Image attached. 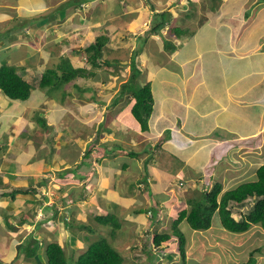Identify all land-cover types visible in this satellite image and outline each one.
I'll return each mask as SVG.
<instances>
[{
	"label": "rangeland",
	"instance_id": "obj_1",
	"mask_svg": "<svg viewBox=\"0 0 264 264\" xmlns=\"http://www.w3.org/2000/svg\"><path fill=\"white\" fill-rule=\"evenodd\" d=\"M72 1L44 0L41 6L36 5L39 0H0V40L3 41V44L7 42L5 45L2 44L0 50L3 52L0 54L7 56L8 64H13L18 68L25 66V74L19 69L17 73L21 74L27 81L30 80V75L34 74L30 63L37 66L47 60V64H50L51 61L53 62L52 65H54L57 57L65 54L70 60L76 63L81 62L82 65L88 67L85 63L84 51L77 56L75 50L84 49L88 41L93 42L99 35H107L110 37L109 41L111 39L112 45L120 46L119 38L126 35L125 33L128 31H136L135 27L139 26V24L144 26V24L138 23V25L133 27V30L129 26V30L124 33H114L115 29L109 23L104 24L103 22L93 21L97 18L95 15H100V11L105 13L104 4L106 0H93L84 6H73L70 4L66 7V4L72 3ZM49 4L58 6L51 18H57V20L59 19V21L65 23L71 20L70 26H74L73 29L62 31V27L67 26V24L58 22L57 26H54L55 23H48L45 26L27 29L25 32L13 33V23H10V21L14 17L19 20L18 24L20 26L21 22L27 23L26 20H32L41 15ZM62 4L65 8L61 7ZM259 8L261 7H256L255 9L258 10ZM107 13L109 12L107 11ZM82 20L86 21L84 23L85 26H83ZM10 28L11 31L9 32ZM57 28L61 29V32H50V30ZM84 28L87 29L88 33L82 30ZM258 28V26H253L254 30ZM12 33L13 35H11ZM186 33L189 32L187 31ZM16 34L17 36H15ZM73 35H78L79 38L75 39ZM11 36H14L15 40ZM67 38L69 41L68 45L63 40ZM121 46L123 48L128 47L127 45ZM115 48L113 46L103 48V58L119 59V52L115 51ZM127 57L129 55H125V59ZM138 58L140 66L146 67L148 65L146 62L148 57L145 53L138 55ZM30 59L32 60L29 62ZM121 62L125 63V60H121ZM166 64L165 61L164 64L161 62L160 65H156V61H153V68L158 73L165 68ZM113 69L116 72V76L112 74ZM148 69H150L149 66ZM108 70L110 71L98 72L93 79H80L76 82L80 88H93L92 92H83V98L79 97V91L71 87L68 89L71 95L69 98H57L60 103L63 100L69 106L62 114L60 112L63 110L57 105L59 103L57 100L43 101L38 96V93L33 92L34 90H32L26 102L9 103L8 100L0 101V133L2 132V136L8 140L14 141L9 144L8 151L2 157L5 161L13 163V169L16 172L10 171V173H15L16 176L34 175L36 178H33L35 182L40 180L41 177H48L47 188H40L41 193H45L49 197L48 204L53 203L54 205L55 198H59V196L61 198L66 197L67 200L70 199L72 201V217L78 223L83 222L87 225L89 223L92 225L90 218L101 209L114 212L121 226L115 230L111 238H108L109 241L124 256L128 257L130 255L132 257V253L138 252L137 255H141L142 260H145V255L141 252L143 240L151 238L148 235L146 236L145 231L149 230L152 232L156 230L158 231L157 233L167 232L170 235L172 234L170 223L176 217L177 211L188 207L186 203L188 197H196L198 195L195 193L196 187L193 184L196 179H189V181L183 182L182 187H186V190L181 192L177 187H179V179L182 178L183 174L180 173V175L178 173L180 166L176 157L175 159L170 158L168 169H165L166 166L158 162L163 157V154L159 148H156V145L162 139L168 138L162 142V147L168 153L172 155L178 154L176 147L179 144V137L182 132L176 130L172 125H178L180 119L167 113V120H162L164 114L161 107L164 104L162 103L159 109L160 103L156 101L153 115L151 120L149 119V131L141 132L138 124L129 113L127 103L125 104L123 100H120L114 106L109 107L112 98L118 92L120 84L124 82L128 73L124 69H122L123 73L119 72L121 70L119 66L116 69L115 67L108 68ZM149 71L151 75L152 70ZM157 73H153L154 77ZM148 80H150L149 77ZM62 91L60 90L58 93L60 94ZM92 96H95V100L92 99ZM126 97L130 100L129 95H126ZM35 112L43 114L47 129L39 127V122L35 121L37 116L34 117ZM171 118L175 119V124H171L169 121ZM239 121L235 120L233 123L234 127L239 128L240 126L243 132H249L250 129L246 125V120L242 119L241 122ZM101 124L106 129H109V132L100 131L97 142L92 144L94 137H96L94 135ZM69 138H74L73 145L67 141ZM201 140L198 141L201 146L196 152L197 155L204 149L205 143L203 144ZM239 141L240 138L235 139V143ZM88 142L91 144L90 147H92L89 156L91 163L89 162L90 166L86 170L89 169L90 171V178L94 182L93 185L96 186L95 191L93 189L88 190V185L85 189L82 188V185L88 182V179L78 182L70 181L74 178V175H71L68 182L61 180L59 182L55 174L61 168L59 163H56L59 158H63L62 160L65 164L66 162L69 163L64 165L65 167L77 165ZM3 144L0 142V146ZM51 144L55 148L53 154H51L50 150ZM114 144L119 145L121 149L116 148L113 151V156L106 154L105 149L112 148ZM212 148L213 150H211L207 158L204 157L202 159V156L198 155L193 160L194 164H197L198 169L200 168L198 163L203 161V175L201 174L203 182L199 184L202 183L211 187L216 181L221 180L223 184L221 193L228 190V187L234 188L242 182L255 180L256 169L264 164V146L262 145L261 150L241 149L239 153L230 157V163L227 160L224 162L220 159L224 157L219 153L220 151L222 152V149L224 150L223 147ZM151 149L153 150L152 152ZM72 150L75 155L70 158L68 156L72 155ZM130 151L135 152L137 156H129L128 152ZM50 154L51 157L48 158ZM22 156L27 157L26 159L34 156V163L20 172L19 162H22ZM149 156L151 159H149ZM218 159L220 161L216 163ZM36 161L39 162L37 163ZM124 163L126 166L125 170L122 171L121 168ZM180 168L186 169L184 166ZM211 169L213 173L210 174ZM2 170L5 169L0 166V171ZM177 170L178 172L174 174ZM70 171L72 172V169ZM229 175L232 176V182L227 183L226 178ZM143 178H145L146 184L140 181ZM106 180L107 184L104 183ZM139 181L141 183H138ZM133 183H136L135 187L132 186ZM156 184L160 185L162 189L157 190ZM146 186L149 188L148 191L145 190ZM187 189L189 190L187 191ZM80 194L83 195V199H78ZM108 194H113V196L109 195L111 196L109 198ZM29 201H32V198L24 202L28 203ZM59 204L58 207H60ZM31 205L25 204L21 214L25 213L29 217L32 208H36V206L34 207L36 202L33 201ZM152 205L158 209V223L156 222L153 226L149 224L151 218H149L148 213V207ZM137 209L147 212L146 214H135L134 211ZM4 210L13 213L11 208ZM44 210L45 212L49 211L47 208H44ZM233 216L237 217L235 214ZM3 225V221L0 219V260L2 264H33L30 259H24V251L19 254L18 259L10 263L15 256V245L25 237L26 233L32 232L33 227L22 226L18 229L17 235L13 237L4 229ZM108 231L107 226L100 227L98 225L95 233H85V230L83 233L87 234L90 240H96L100 234L105 236ZM178 232L183 235L185 240L186 264H245L251 257L255 260L254 264H264V231L260 226L252 225L243 233L233 234L221 227L215 215L212 218L210 228L206 231H193L184 221L178 225ZM79 233L81 234V232ZM33 235L38 239L44 237L48 240L47 242L55 239L65 247V243H67V245L69 244L73 247V250L83 249L85 246V242L79 243L76 237L71 236L66 231L62 226V222L55 224L54 228L47 224L43 225L40 229L35 230ZM175 238L172 236L171 240L163 242L161 246L166 252L176 253L174 258L170 261V258L167 257L166 259L162 256L159 260H155L154 264H157V262L158 264L181 263L177 239ZM42 249L44 250V247L41 246L39 254H41L40 259L42 260L36 261L37 264H47L43 257ZM160 260L164 262L161 263Z\"/></svg>",
	"mask_w": 264,
	"mask_h": 264
},
{
	"label": "crops",
	"instance_id": "obj_2",
	"mask_svg": "<svg viewBox=\"0 0 264 264\" xmlns=\"http://www.w3.org/2000/svg\"><path fill=\"white\" fill-rule=\"evenodd\" d=\"M91 1L93 0L85 2L73 0L72 3L66 4V7L70 4L84 6ZM41 4H43L41 1L36 3ZM256 7L261 8L256 10ZM104 8L105 13L100 11V15H95L97 18L93 21L109 23L114 27V33H124L129 30V26L133 30L138 23L144 24V26L139 24L135 27L136 31H128L119 38V44L127 45V48L112 45L111 39L106 46L116 47L114 50L120 55L118 60L120 62L125 60V63L130 61L135 51L137 58L138 55L145 53L148 65L143 67L148 71L149 66L152 70L151 75L150 71L147 73L152 82L153 93L160 101L159 109L162 103L164 104L161 107L164 114L162 120H167V113L180 119L178 125H172L183 133H180L179 144L176 147L178 154L172 155L162 147L163 157L158 162L166 166L165 169H168L170 158L176 157L179 166L186 169L179 167V172L177 170L174 174L177 172L183 174L179 179L182 183L196 179L193 184L198 188L203 161L198 163L200 167L198 169L193 160L196 156L207 158L213 150L212 147L221 146L224 150L219 153L224 157L220 159L230 163V157L239 153L241 149H262L264 0H106ZM162 17L164 22L161 23ZM58 22L63 21L57 20L54 26H57ZM70 22L71 20L63 22L67 26H63L62 31L73 29L74 26H70ZM82 22L85 26L86 21ZM253 26L259 28L254 30ZM177 29L179 32H174ZM82 30L87 32L86 28ZM187 31L189 33H186ZM54 33H58V28L54 29ZM75 36L79 38L78 35H73ZM11 38L15 40L14 36ZM65 42L69 43L68 38ZM5 43L7 42L3 44L0 40V48ZM125 55L129 57L125 59ZM152 60L156 61V65H160L161 62L164 64L166 61L167 64L161 71L163 73L155 71ZM122 64L123 62L118 66L121 67ZM123 69L128 73L127 66ZM154 72L157 73L155 77ZM242 119L246 120V125L250 129L247 133L242 131V127L233 125L235 120L241 122ZM174 120L169 119L171 124ZM239 138L243 141L235 143V139ZM199 140L205 143L203 146L205 150L197 155L196 152L201 146ZM220 159L216 160V163ZM9 175L11 177L0 179L12 186L22 185L15 180V173ZM231 179L232 176L229 175L226 178L227 183L232 182ZM155 186L157 190L162 189L158 184ZM183 190H186V187H182L181 192ZM29 198H32V201L28 203H32L33 197L17 195L12 201H4L0 207L6 210L11 208L13 213L18 214L23 206L18 201L20 199L28 201Z\"/></svg>",
	"mask_w": 264,
	"mask_h": 264
},
{
	"label": "trees",
	"instance_id": "obj_3",
	"mask_svg": "<svg viewBox=\"0 0 264 264\" xmlns=\"http://www.w3.org/2000/svg\"><path fill=\"white\" fill-rule=\"evenodd\" d=\"M78 1L85 2L87 0ZM36 20H42V18H37ZM162 22H164V17L161 19V23ZM10 23H13V32H21L31 29L33 28V25L35 27L39 26L37 22L30 23V21L27 23L21 22V25L19 26V20L15 17ZM10 31L11 28L9 29V32ZM74 38L76 39L77 37L75 36ZM108 43L109 37L107 35H99L93 42L88 43L84 49L81 48L79 51H75V53L78 55L80 52L83 53L84 51L85 63L88 65V67L82 65L81 62L76 63L70 60L64 54L57 57V61L54 65H52L53 62L51 61L50 64H47V60L43 63L41 62L37 66H34L30 63L31 68L34 70V74L30 75L29 81L24 79L21 74L17 73V70L19 69L25 74V66L18 68L13 64H8L7 56L0 54V101L8 100L9 103L19 101L26 102L28 101L32 90H34L33 92L38 93V96H40L41 100L43 101H50L51 99L58 101L57 98L59 97L64 99L65 97L69 98V96H71L68 90L69 87L72 89L75 88L77 91H79V97L83 98L84 96L82 93L86 91L92 92L93 88L78 87V84L76 83L78 80L93 79L98 72L110 71L108 68L112 67H115L116 69V67L121 64L120 60L118 59H111L108 57L105 59L103 58L102 51L103 48L108 45ZM1 52L3 51L0 50V53ZM31 60L32 59H30L29 62ZM126 66L128 68L127 77L124 82L120 84L119 90L112 98L109 107H112L120 100H123L125 104L127 103L129 113L133 120L138 124L139 130L141 132H147L149 131L150 126L149 119L151 120L154 112V104L156 101L159 103L160 101L158 96L154 95L153 93L151 85L152 82L151 80H148L149 76L147 69L145 67H141L139 64L137 51L132 54L130 61L121 65V70L119 72L123 73L122 69ZM115 73L116 72L113 69V76H116ZM60 90L63 91L59 94L58 92ZM126 95L130 96V100L126 97ZM92 99L95 100V96H92ZM57 105L63 110L60 112V114L69 108L68 104L64 103L63 100H61V103H57ZM35 116V121L37 123L39 122L38 124L40 125L38 126L43 129H47V123L44 120L43 114L40 112H35L34 117ZM100 131L109 132V129H106L103 127V124H101L97 130V133L94 135L96 137H94V142L92 144L97 142ZM67 141L72 145L74 144V138H69ZM0 142L4 143L2 146H0V166L1 168L5 169L0 171V177H11L9 175L10 171L16 172L15 169H13V163L5 161L2 156L8 151L7 149L9 144L14 141H10L6 137L2 136L1 132ZM162 142L163 139L161 142L157 143L156 148L161 150ZM90 146L91 144L89 142L86 143L85 150L82 153V158L77 165L65 167L64 165H68L69 163L66 162L65 164V162L62 160L63 158H59V160L56 161V163H59V167H61L59 168L60 170L55 172L58 181L61 180L68 182L70 180L69 177L74 175V178H72L70 181L78 182L88 179V182L83 184L82 188L85 189V187L88 185V190H96V186L93 185L94 182L90 178V171L89 169L86 170L89 168L91 163L89 156L92 147ZM116 148L121 149L119 145L114 144L112 148L105 149V152L106 154L113 156V151ZM50 150L51 154H53L55 151V148L52 147V144L50 145ZM51 154L48 158L51 157ZM128 154L129 156L133 157L137 156L133 151L128 152ZM74 155L75 153L72 150V155L68 157L72 158ZM26 158L27 157L22 156V162H19L20 172L30 164L32 165L34 163V156L30 157V159L28 158L29 160ZM97 160L99 161V159ZM125 166L126 164L124 163L121 168L122 171L125 170ZM71 169L72 172L70 171ZM255 177V180L241 183L223 193H221L223 186L221 180L216 181L211 187H208L205 184H198L199 187L195 190V193L198 195L196 197H188L186 199L188 207L177 211L176 217L171 221V235H169L167 232L157 233L158 231L156 230H153L152 232L149 230L145 231L146 236L148 235L151 237L145 238L143 240L141 252L145 255V260H142L141 255H137L138 252L132 253V257L130 255L128 257L124 256L121 251L109 241L108 238H111L115 230L121 226V223L114 212L101 209L98 211V213L95 212L96 214L90 218L92 220V225H90V223L88 225L83 222L78 223L72 217V201H70V199L67 200L66 197H56L54 200V205L51 207H42L43 202L47 201L49 197L45 193H41L40 188H47V183L49 182L48 177H41L40 180L35 182V178L31 175H19L15 180L22 184L20 186H12L10 183H6L4 180L0 179V205L4 203L6 197H10L11 200H14L18 194L31 195L34 196L36 200V208L31 212L29 217L25 213L19 215L16 213L7 212L2 207H0V216L4 222V229L13 237L17 234V231L20 227H24L26 225L33 227V231L26 233L25 237L15 245V256L10 263L14 262L15 259H18L19 254L24 251V259H30L33 264H37L34 256L37 255L38 259L42 260L40 259L41 254H39V249L42 246L44 247V250L42 249L43 257L47 261V264H154V261L159 260L162 258V256H164L163 258L166 259L167 257L170 258V261L174 258L176 253L166 252L164 248L162 249L161 247L163 242H168L171 236H173L177 239L178 254L181 259L180 264H186V254L184 247L185 240L183 235L178 232V225L184 221L193 231H206L210 228L212 218L216 215L221 227L230 233H243L247 231L252 225L260 226V228L264 231V164L256 169ZM144 180L145 178L140 181L146 184ZM140 181L138 183H141ZM199 181L203 182L201 176ZM104 183L107 184V180ZM135 185L136 183L132 184L133 187H135ZM145 190L148 191L149 188L146 186ZM111 196H109V198H111ZM83 198L84 197L82 194H80L78 197V199ZM24 201L25 200L23 199L18 201L19 204L23 205L21 207L23 209L26 204ZM58 203H60V207H58ZM37 208H42L44 211L43 217L40 219L35 217ZM44 208L49 209V211L45 212ZM157 210L158 209L153 205L148 207L149 218H151L149 224L152 226L155 225L156 222L158 223ZM146 212L147 211H143L142 209H137L134 211L135 214H146ZM234 214L237 215V217H234ZM59 222H62V226L66 229V231L69 232L71 236L76 237L79 243L85 242L83 249H77L78 251L73 250V247L69 244L67 245V243H65V247L55 239L47 242L48 240H46V238L43 237L38 239L33 235V232H35L37 229H40L41 226L47 224L48 226L54 228L55 224ZM98 225H100V227L107 226L109 231L105 236L100 234L96 240H90L88 235L84 234L83 231L85 230V233H95L96 226ZM75 229L77 230V234ZM79 232H81V234ZM154 256L155 258H153ZM141 261L143 262L141 263ZM160 261L161 263L164 262L162 260ZM254 263L255 260L253 257H251L245 264ZM0 264H2L1 260Z\"/></svg>",
	"mask_w": 264,
	"mask_h": 264
},
{
	"label": "clouds",
	"instance_id": "obj_4",
	"mask_svg": "<svg viewBox=\"0 0 264 264\" xmlns=\"http://www.w3.org/2000/svg\"><path fill=\"white\" fill-rule=\"evenodd\" d=\"M39 1H41L42 3H44V0H39ZM69 4V3H68ZM58 6H54V5H48V7L43 11V13H41V15H39L38 17H36V18H34V19H32V20H26V22H28V21H30V23H35V22H37L38 23V25L39 26H37V27H35L34 25H33V28H38V27H41V26H45V25H47L48 23H51V24H56V21H57V18H51V15L56 11V9H58L57 8ZM61 7H64V5L62 4V6ZM167 17H168V15H167ZM37 18H42V20H36ZM43 21H44V25H43ZM58 21H59V19H58ZM11 22V21H10ZM50 24V25H51ZM17 27H19L18 25H16ZM52 27V26H51ZM33 28H31V29H33ZM60 30L61 29H58V33L60 32ZM178 30V29H177ZM177 30H174V32H179V30L177 31ZM26 30H24V32H25ZM52 31H54V30H50V32L51 33H54V32H52ZM21 32H23V31H21ZM20 31H18V32H16V33H21ZM14 33V32H13ZM13 33H12V35H13ZM64 41H65V39H63ZM67 45L69 44V43H66ZM75 51H77V50H75ZM51 55V54H50ZM63 55V54H62ZM65 55V54H64ZM77 56H79L78 54H77ZM67 57V56H66ZM85 58V57H84ZM162 147V146H161ZM153 150L151 149V152H152ZM155 151V150H154ZM162 151V148H161V150H160V152ZM149 159H151L150 158V156H149ZM19 176V175H18ZM17 176H15V178H16ZM35 178V177H34ZM36 179V178H35ZM144 179V178H143ZM145 182H146V180H144ZM182 186H183V183L182 182H180L179 183V187H177L179 190H181V188H182ZM19 196H26V195H21V194H18ZM27 196H29V195H27ZM31 196V195H30ZM17 197V196H16ZM31 197H33V199H34V201L36 202V200H35V197L34 196H31ZM5 201L7 202V201H12L11 199H10V197H6L5 198ZM48 202H49V198H48V200L47 201H45V202H43V206L42 207H51L52 205H53V203L51 204H48ZM26 204H30L31 205V203H26ZM36 205H34V207H35ZM33 210H35V208H32V211ZM23 211V208H21V210H20V212L18 213L19 215H22L21 214V212ZM43 210H42V208H37L36 209V214H35V217L37 218V219H40V218H42L43 217ZM1 217V216H0ZM1 220H2V218H1ZM3 221V220H2ZM3 224H4V222H3ZM4 226V225H3ZM26 226H29V225H26ZM25 227V226H24ZM32 227V226H31ZM169 234V233H168ZM17 235V234H16ZM15 235V236H16ZM170 235V234H169ZM172 237V236H171ZM175 238V237H174ZM176 239V238H175ZM169 240H171V238L169 239ZM37 256V255H36ZM38 257V256H37ZM39 260V259H38Z\"/></svg>",
	"mask_w": 264,
	"mask_h": 264
},
{
	"label": "water",
	"instance_id": "obj_5",
	"mask_svg": "<svg viewBox=\"0 0 264 264\" xmlns=\"http://www.w3.org/2000/svg\"><path fill=\"white\" fill-rule=\"evenodd\" d=\"M34 258L37 262H39L38 257L36 255L34 256Z\"/></svg>",
	"mask_w": 264,
	"mask_h": 264
}]
</instances>
